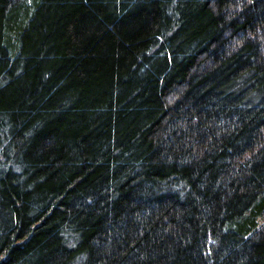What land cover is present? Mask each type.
<instances>
[{"label":"trees","instance_id":"obj_1","mask_svg":"<svg viewBox=\"0 0 264 264\" xmlns=\"http://www.w3.org/2000/svg\"><path fill=\"white\" fill-rule=\"evenodd\" d=\"M0 264H264V0H0Z\"/></svg>","mask_w":264,"mask_h":264}]
</instances>
